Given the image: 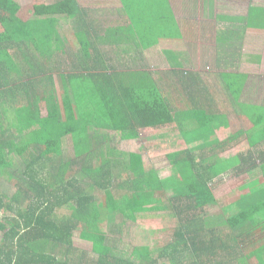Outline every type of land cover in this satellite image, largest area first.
<instances>
[{
	"label": "trees",
	"instance_id": "16d2710c",
	"mask_svg": "<svg viewBox=\"0 0 264 264\" xmlns=\"http://www.w3.org/2000/svg\"><path fill=\"white\" fill-rule=\"evenodd\" d=\"M25 1L26 10L24 0H0V180L16 189L10 195L0 188V264H247L252 259L264 264L263 227L262 236L251 242V237L259 233L258 226H264V203L260 202L264 189L251 196L244 210L228 218L230 228H241L239 235L208 227L204 211L216 204L213 179L226 170L216 171L208 163L203 166L192 151L167 156L171 170L157 180L162 190L158 193L155 183L144 174L141 153L99 146L91 133L99 137L96 130L117 132L121 142L136 141L142 130L180 125L186 118L185 107H174L160 89L163 81L156 82L148 70H132L129 65L123 72L96 71L99 65L95 57L111 56V50L100 54L91 37L83 41L84 26L93 14L98 16L97 10L84 8L76 0L52 4ZM245 1L233 0L236 20L264 25V15L251 7L256 2ZM27 12L34 17L61 13L75 20L83 57H67L60 63L59 71H68L59 75L61 83H69V87H63L61 100L51 75L39 79L36 58L22 49L28 42L38 51L50 49L54 20L48 17L50 23L39 24L37 18L26 20ZM123 12L129 24L118 31L139 37L138 57L158 44V36L163 37L164 29L169 27L166 13L155 16L146 10L141 12L142 22L134 25L136 12ZM143 16L151 17L152 22L159 18L153 23V31H147ZM161 19L167 24L161 25ZM97 24L89 27L96 36ZM175 24L173 29L177 28ZM145 34L157 41L144 40ZM11 49L20 51L12 55ZM129 58L132 61L133 56ZM45 71L53 74L46 66ZM196 78L188 70L174 72V83L183 88L180 92L185 101L193 102L194 114L205 117L209 111H216V106L208 102V90L203 91V101L195 97L202 87L195 85ZM234 81L240 87L248 83L252 89L264 88V74L236 75ZM166 84L173 82L169 78ZM10 109L14 110L16 123L9 122ZM216 116L217 112L211 113V117ZM258 119L264 121V113L260 112ZM13 125L17 128L15 134ZM69 138L73 156L65 151ZM259 139L264 140V131ZM124 172L126 179L118 181V175ZM95 191L104 197L97 198ZM60 210L69 213L61 215ZM166 211L173 213L176 226L152 230L150 234L169 231L171 238L165 243L154 239L150 245H132L129 255L116 249L114 240L101 230L111 213L135 221L140 213L157 212L164 218ZM257 214L263 218L254 217ZM77 230L92 244L97 258L79 254L74 245ZM153 250H159L157 258L151 257ZM231 253L238 255L235 261L229 259Z\"/></svg>",
	"mask_w": 264,
	"mask_h": 264
},
{
	"label": "crops",
	"instance_id": "0c3cea01",
	"mask_svg": "<svg viewBox=\"0 0 264 264\" xmlns=\"http://www.w3.org/2000/svg\"><path fill=\"white\" fill-rule=\"evenodd\" d=\"M33 1V3L52 4L58 0ZM76 1L82 7L98 12V16L93 14L89 24L84 26V30L90 36H87L84 31L83 41L87 42L88 37L89 39L91 37V41L96 40L100 54H106L111 50L110 57H95L99 65L97 72H123L128 70L129 65L132 66V70H148L156 82L163 81V84L159 83L160 89L166 93L169 102L174 107H185L187 111L184 119L187 120H183L180 125H174L180 127L181 131L172 129V132H176V134L166 141L169 151L165 155L167 166L161 169L164 173L162 178L170 174L168 155L192 151L203 166H207L208 163V165H214L216 171L226 170L213 179L212 189L216 198L214 205L228 208L236 213L244 210L248 206L247 203L251 196L264 189V140H258L264 131V121L260 122L258 119L259 113H264V88L252 89L248 83L241 87L237 86L235 81L233 84V77L252 73L264 74V43L260 44L261 42L258 41L264 37V28L251 29V31L257 32V35H251V40L244 39V41L246 46L251 45L255 49L247 50L237 42L236 33L233 32V26L240 27L244 22H239L236 20L237 15H233V0H208L205 5L202 0ZM84 3L98 4L93 6L84 5ZM26 4L28 3L24 0L25 10ZM257 4L251 6L255 9L254 12L264 15V12L260 11H264V4ZM146 10L152 11L155 16L160 14L165 16L166 13V17L170 19L169 22L161 19L160 24L164 26L168 22L169 27L164 29L163 37L158 36L160 38L158 44L143 50L142 55L138 57L139 37L121 33L118 28H124L129 24L123 11L140 13V17L136 13L133 14L134 25H139V21L142 22L141 12ZM26 14L24 15L26 20L37 18V22L43 25L50 23L48 17L54 20L55 27L53 35H51L50 49L38 51L30 42L24 45L28 49L24 46L22 49L28 50L32 57L36 58L38 78H47L48 75H51L56 92L60 88L63 90V87L68 86L69 83H61L59 75L68 71H59L60 63L67 57L74 56L77 59L79 56L83 57L75 20L71 16L61 13L54 16L48 15V17L28 16V12ZM143 18L147 20V26H145L147 31H153L154 21L152 22V18L147 16H143ZM96 21H98L97 36L89 29ZM173 22H176V29H173ZM243 31L247 34L250 29ZM152 38L151 34L150 36L144 35V40H152ZM129 43H133V54L127 50H131ZM259 45L262 46V49L256 50ZM10 51L13 55L20 50L11 49ZM130 55L133 56L132 61L129 58ZM44 66L53 74L49 71L43 72ZM108 66L110 69H104ZM179 70H188V73L197 75L195 85H202V87L195 97L203 101L206 98L203 91L208 90L211 93L208 96V102L215 103L216 111H207L208 115L205 117L198 116L197 113L194 114V110L192 111L193 102H186V97L181 94L183 88L174 83V72ZM200 77L203 83L200 82ZM169 78L173 85L166 84ZM239 89L241 90L240 94L238 93ZM57 96L60 98L59 93ZM242 104H244L243 107ZM90 105L93 106V102ZM216 112L217 116L211 117V113ZM8 113H12L9 122L16 123L13 117L14 110L10 109ZM42 113L45 114L46 111ZM11 130L15 134L17 131L15 125L11 127ZM157 131L159 130H142L139 140L129 142H140L143 150L141 153L149 154L152 159L156 149L154 147L156 139L152 136L146 137L144 141L148 140L144 144L142 138L148 135L147 132ZM202 159L203 161H201ZM232 180L233 182L225 190L224 185ZM258 182H261L260 186L254 188L253 186ZM231 187H233V191L228 194V189ZM118 192L121 193V191ZM260 202L264 203V196ZM228 215L231 216V213ZM253 238L258 237L257 235L252 236L251 242Z\"/></svg>",
	"mask_w": 264,
	"mask_h": 264
},
{
	"label": "rangeland",
	"instance_id": "374dc122",
	"mask_svg": "<svg viewBox=\"0 0 264 264\" xmlns=\"http://www.w3.org/2000/svg\"><path fill=\"white\" fill-rule=\"evenodd\" d=\"M248 1L249 0H246L245 2L248 3ZM251 1L256 2L258 4H264V0H251ZM108 2H111V0H109ZM206 2H208V0H202V3H204V5ZM96 4H98V3H93V4L84 3V5H93V6H95ZM154 21L156 22L157 19H155ZM242 23H243V25H241L240 27H238V25L233 26V32L236 33L235 37H237L235 39L237 40V42L239 44L242 45L243 48H246L247 50L255 49V48H252L253 46H251V45L246 46L244 39L245 40H251V35H257V32L251 31L250 27L251 28H253V27L257 28L258 26L257 25L253 26V22H249V23L242 22ZM261 28H263V27L261 26ZM246 29H250V31L247 34L245 33V31H243ZM258 41L261 42L260 44H263L264 43V37L260 38ZM129 45L131 46V50H129V49H127V50L131 51V54H133L134 53L133 43H129ZM258 49H262V46L261 45L257 46L256 50H258ZM57 93L60 94V99H61V95L63 94L62 89L61 88L58 89ZM243 105L244 104H242V107H243ZM91 109H92V107H91ZM174 125L175 124L168 125L162 129H160L157 132H147L148 135H145V137L142 138V142H144V144L148 140V139H146L144 141V139L146 137L152 136L154 139H156V143L154 145V147L156 149L154 148L155 149V151L153 153L154 158L152 157V159L149 156V154L141 153V152H143V150H142V145L140 142H138V141L137 142H121L120 138H119V134L117 132H110V131L107 132V131L96 130L98 133L97 135L99 137L94 136L93 132L91 133V136L94 139V141H96L98 143L97 145H99V146H102L104 144V146L108 145L110 148H114V149L120 150V151L141 153L142 157H143V161H144V169H145L144 174L146 176L148 175L151 183H155V185L157 186L156 188H157L158 193H162L161 187L157 183V180L164 176V173H162L161 169H163L167 166L165 155H166V152L169 151V149L167 147L166 141H169L171 138H173L172 136L174 134H176V132H172V129L175 131H177V130L181 131L180 127L174 126ZM168 127H171V128L168 129ZM183 129L186 130L187 128H183ZM153 135H155V136H153ZM65 151L67 154H70L71 156L74 155V151L72 148L70 138L68 139V145L65 146ZM124 174L125 175H123V173H121V175L120 174L118 175V177H117L119 179L118 181H120V180L124 181L126 179L125 178L126 173L124 172ZM85 178H86V176L82 177V180H85ZM232 182H233V180L224 185L225 190ZM86 184H88V183H86ZM260 184H261V182H258L253 187L254 188L259 187ZM219 185L224 189V187L221 184H219ZM0 188L8 190L7 193L10 195L14 194V192L16 190L15 186H13V184L9 183L7 186H5V183L3 185V181H1V180H0ZM219 190H221V188H219ZM228 190L229 191L227 193L230 194L233 191V187H231ZM94 193H97V198L104 197L103 193H101L100 191H95ZM162 199H163V202H165L166 204L168 203L166 200L167 199L166 196L163 195ZM59 213L61 215H64L66 213L68 214L69 212H67L66 210H60ZM230 213H231V216L228 215ZM234 213H236V212L230 211L228 208L217 207L216 205H212L211 207H209V206L206 207V209L204 211V216L206 218V221L209 223L208 227L224 229L225 231L230 230V232H232V233L234 231L235 234L239 235L241 228L232 227L233 228L232 229V228H230L229 223H228L229 216L232 217L233 216L232 214H234ZM160 214L161 213H157V212L140 213V214H137L135 221H130L129 219H125L124 217H121V216H118L115 214L113 215L111 213V214H109L108 220L102 224L101 230L106 235H110L109 237L111 240L112 239L114 240V245H115L116 249L121 248V249H123L124 254L129 255L131 252V246L132 245H150L154 239L159 240L161 243H165L166 241H168L171 238V234H170L171 232H169V231H164V232L160 233L159 235H151L150 234V231H152V230L165 229L166 227H169V229L170 228L173 229L176 226L177 222H176L175 218H172V216H173L172 212L166 211L163 214V215H165L164 218L162 216H160ZM254 217L259 218L262 216L257 214ZM223 223H228V224H223ZM246 225H250V223L246 222ZM246 225H245V227H246ZM261 228L264 230V226L262 224L258 226L259 233L257 234V236H259V234L261 232ZM260 236H262V235H260ZM2 238H3V233L0 231V240ZM74 245L78 248L79 254H82L83 252L85 253L86 258L87 257L90 259L91 258L92 259L97 258L96 254L93 253L92 244L81 238L79 230H77L75 233ZM158 254H159V250H153L151 257L157 258ZM237 256H238L237 254L235 256V255H233V253H231V255L229 256V259L231 261H235ZM230 264H238V263L230 262ZM247 264H257V261L255 259L248 260Z\"/></svg>",
	"mask_w": 264,
	"mask_h": 264
}]
</instances>
